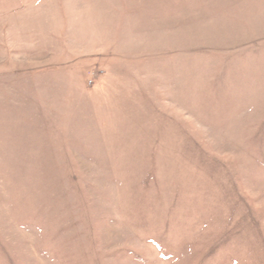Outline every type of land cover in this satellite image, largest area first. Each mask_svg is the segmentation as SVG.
I'll list each match as a JSON object with an SVG mask.
<instances>
[{"label":"rangeland","instance_id":"rangeland-1","mask_svg":"<svg viewBox=\"0 0 264 264\" xmlns=\"http://www.w3.org/2000/svg\"><path fill=\"white\" fill-rule=\"evenodd\" d=\"M0 264H264V0H0Z\"/></svg>","mask_w":264,"mask_h":264}]
</instances>
